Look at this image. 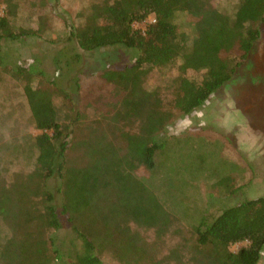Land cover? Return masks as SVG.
<instances>
[{
    "label": "trees",
    "instance_id": "16d2710c",
    "mask_svg": "<svg viewBox=\"0 0 264 264\" xmlns=\"http://www.w3.org/2000/svg\"><path fill=\"white\" fill-rule=\"evenodd\" d=\"M2 2L7 6L0 14V67L23 76L36 69L9 65L13 49L2 42H24L42 34L15 27L12 18L19 4ZM179 12L186 13L193 29L191 42L176 22ZM152 15L146 30L134 27L135 21ZM263 23L264 0H240L234 15L218 10L212 0H103L92 3L80 26L66 22L71 30L67 39L77 49L122 46L134 52L135 61L105 71L114 85L112 101H105L100 117L88 123L76 106L62 116L53 91L25 87L32 120L43 132L34 138L38 154L33 168L9 182L0 180V218L6 233L0 240V264H106V252L123 264H258L264 248V195L213 215L208 207L216 203L215 197L202 205L193 202L192 208L200 206L199 216L188 214L192 221L186 224L174 212L186 209L184 200L169 205L165 199L168 194L176 199L180 182L164 196L136 169L143 166L155 174L163 161L171 169L187 168L182 162L192 155L187 143L185 151H165L167 135L161 132L173 113L165 109L160 91L144 87L146 68L181 60L183 71L204 70L200 81L179 78L173 102L190 114L234 77L241 61L233 63L223 53L238 49L248 58ZM172 178L168 174L166 180ZM230 181L229 175L222 176L216 185L228 186L232 193ZM141 230H153V237ZM167 236L174 240L162 253ZM243 240L249 245L230 249Z\"/></svg>",
    "mask_w": 264,
    "mask_h": 264
},
{
    "label": "rangeland",
    "instance_id": "374dc122",
    "mask_svg": "<svg viewBox=\"0 0 264 264\" xmlns=\"http://www.w3.org/2000/svg\"><path fill=\"white\" fill-rule=\"evenodd\" d=\"M14 1L19 4V10L17 16L12 18V24L38 31L42 37L34 35L24 42H2V45L13 49V55L6 52L10 54L9 65H32L31 69H36H30L31 71L18 77L9 71V67L8 70L0 67V180L6 182L16 173L29 172L33 168L38 154V149L33 146L34 138L43 132L32 120L25 94L27 85L53 91L62 116L70 114L71 107L76 106L86 113L87 116L82 119L88 123L100 117L98 111L103 110L105 101H112L110 98L114 85L105 77V71L109 67L123 68L135 61L134 52L122 46L86 52L77 49L76 43L67 39L71 30L66 22H71L75 27L80 26L92 3L103 0ZM239 2L240 0H212L218 10L228 15H234ZM6 6V3H1V15L5 14ZM152 17L153 15L145 20L135 21L133 25L144 31L152 22ZM176 22L181 31L188 33V41L191 42L193 29L186 23V13L179 12ZM259 27L261 36L255 41L248 58L243 59L241 50L238 49L223 53L233 63L241 61L234 77L190 114L179 111L173 102L179 91V78L200 81L204 70L183 71L180 69L181 60L174 65L148 67L145 70L144 87L160 91L165 109L173 113L166 129L161 132L167 135L165 151L178 148L185 151L188 148L182 146L187 143L192 146V155L189 158L186 155L185 158L189 160L182 162L187 168L171 169L163 161L155 174L143 166L138 167L136 173L157 186L164 196L168 193V188L177 189L180 182L182 193L181 190L175 191L176 199L171 194L165 199L169 205L176 200H184L186 209H174V212L183 222L188 220L186 224L192 221L188 216H199L200 206L192 208L194 203L202 205L205 200L209 201L210 196L217 200L208 207V212L213 215L221 208L264 195V23ZM52 37L60 39L48 42ZM4 49L7 50L5 47ZM37 67L45 72L40 74ZM49 132L52 133L51 130ZM174 165L177 166L175 163ZM185 173L189 175H184ZM168 174L173 177L172 180H166ZM226 175L231 177L232 193L227 190L228 186L216 185L219 177ZM186 191L187 195L184 194ZM3 226L0 218V240L6 235ZM141 233L147 238L154 234L153 230H141ZM173 240L166 237L162 253L167 251ZM248 245V240L238 241L232 243L230 249L236 252ZM110 255L111 252H106L105 258L109 256L106 264H123ZM258 264H264V248Z\"/></svg>",
    "mask_w": 264,
    "mask_h": 264
}]
</instances>
